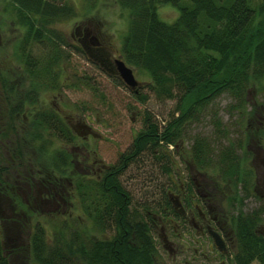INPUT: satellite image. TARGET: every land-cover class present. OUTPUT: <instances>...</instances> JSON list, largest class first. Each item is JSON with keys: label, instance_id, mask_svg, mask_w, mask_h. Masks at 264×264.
<instances>
[{"label": "trees", "instance_id": "1", "mask_svg": "<svg viewBox=\"0 0 264 264\" xmlns=\"http://www.w3.org/2000/svg\"><path fill=\"white\" fill-rule=\"evenodd\" d=\"M62 1L11 0L17 20L26 29L21 43L46 42L45 46H50L41 58L23 46L18 51V64L25 65L28 83L21 95L29 103L35 102L42 89L57 88L59 63L64 57L61 46L68 43L48 27L72 14L71 7ZM116 2L128 13L120 47L122 59L148 74L147 86L156 99L176 97V109L163 125L145 110L143 127L131 147L119 155L101 178L75 176V195L84 215L73 220L63 217L50 235L45 225L36 220L29 234V246L25 247L7 244L9 223L0 215V264H157L154 218L147 211H155L158 202L143 200L135 204L120 175L144 151L163 158V152L156 154L159 146L172 144L176 153L184 152L176 150L183 124L221 93L233 96L240 107L246 103V87L252 85L264 101V0ZM165 3L179 11L173 22H164L158 16V7ZM7 83V78L0 77V140L7 138L8 130L16 129L13 116L17 109L6 100L13 95V86ZM134 96L140 102L147 98L142 93ZM189 99H193L192 104L186 107ZM254 111L249 110V116ZM213 118L216 131L223 132L216 113ZM14 130L12 135L16 136ZM65 130L63 121L51 110L42 114L36 111L29 117L23 138L19 136L15 141L13 153L22 157L27 143L35 147L38 158L50 165L45 167L67 175L68 153L62 147L49 151L51 139L47 136L69 141L72 137ZM255 130L256 135L264 136V120ZM241 147L229 142L214 150L206 137L195 136L184 157L200 168H216L224 181L245 189L248 182L243 179L245 173L237 152ZM39 169H44L43 163ZM6 171L0 162V195ZM263 214L264 206H259L234 216L237 246L233 264H264V234L256 230ZM21 257L27 260H19Z\"/></svg>", "mask_w": 264, "mask_h": 264}, {"label": "rangeland", "instance_id": "2", "mask_svg": "<svg viewBox=\"0 0 264 264\" xmlns=\"http://www.w3.org/2000/svg\"><path fill=\"white\" fill-rule=\"evenodd\" d=\"M62 2L71 7L72 14L56 20L48 27L60 34L68 43L61 46V52L64 54L59 63L61 74L57 88L42 89L39 99L43 102V107L53 106L59 113L68 116V120L70 118L71 121H76L84 119L83 116L87 117L86 122L98 133L88 139L75 137L68 144L72 147L70 149L73 151L74 161L78 162L76 164L78 169L75 168L74 171L81 173L85 171L82 165L86 166L85 162L93 157L97 163L101 161L109 165L115 164L119 155L131 147L136 133L143 127L144 111H149L158 124L163 125V121L166 124L176 109L177 98L156 99L147 86L148 74L131 66L136 79L141 84L137 93L147 96L144 102H140L135 98V93L119 78L107 75L75 47L78 44L71 37L74 26L87 22L91 32L101 38L103 44L108 46L107 49L121 53V40L127 30L128 13L117 4L116 0H63ZM13 10L11 0H0V77L7 78V85L13 86V96L19 99L23 96L21 94H24L25 85L28 83L26 78L15 77L14 74L19 70L18 66L22 65L18 64V51H21L23 46L24 50L27 49L33 56L41 58L46 55L50 46H45L46 42L21 43L25 36V27L19 23ZM157 13L161 20L170 23L175 20L179 11L172 4L165 3L158 7ZM245 91L246 103L240 107L236 105L233 96L223 92L187 120L182 126L180 138L177 139L179 152H184L176 153L170 146H159V152L156 154L161 155L163 152L165 154L163 158H156L144 151L127 167L119 179L131 193L135 204L143 200L155 204L160 201V189L165 187V183L176 178L184 180V178L193 176L195 181L202 184L204 188L207 186L208 192L215 194L216 198L222 202V206L229 213V222L232 227H234L233 218L236 214H247L259 206H264V136L256 135L255 130L257 126L263 124L264 101L256 87L249 85ZM192 101L193 99L187 100L186 107L192 104ZM249 110H255L252 116H249ZM213 113L217 114L222 124L223 132L221 133L215 129ZM174 114L176 116V113ZM23 120L27 127V120L24 117ZM23 129H20L22 132L17 130L16 136L8 135L10 139L8 141L6 138L0 140V162L4 166L7 165V173L10 174L12 180L19 174V179L23 181V173L29 163L36 168H39L41 163L44 169L48 168L45 164L50 166L44 159L38 158L35 147L27 146V143L26 147L23 146L22 157L12 153V149L16 148L15 141L19 136H23L25 131ZM47 136L51 139L49 151L54 152L67 145L66 140L61 137ZM195 136L206 137L214 150L229 142L242 145L241 148H237V152L241 158L243 173H245L243 179L245 178L248 182L245 189L241 185L234 187L232 183L224 181L216 168H200L184 157L185 151L190 148ZM9 150H11L10 153ZM86 152H89L91 158L84 159L88 157ZM22 181H18L19 184L28 189ZM58 195L64 199V202H61L57 196L54 201H58L56 204L58 207L53 206V211L45 209L50 208L54 202L47 201L45 204L49 207L42 206L38 200L33 203L35 210L32 213L36 215L31 217V221L42 222L48 235L63 217H72L73 220L84 215L82 210H79L80 206L74 195H61L60 192ZM2 202L3 197L0 195V203ZM18 220L20 231H15L16 228L8 225L11 241L7 244L14 247L29 246L30 231L26 230L23 225L27 224L30 218L21 217ZM256 230L264 234V214L258 221ZM153 231L158 250L157 264H183L180 262V257L177 256L175 260H172L168 256L158 236L159 224L153 228ZM170 239L178 244L179 240ZM233 250L235 251V247ZM19 260L27 259L21 257Z\"/></svg>", "mask_w": 264, "mask_h": 264}, {"label": "flooded vegetation", "instance_id": "3", "mask_svg": "<svg viewBox=\"0 0 264 264\" xmlns=\"http://www.w3.org/2000/svg\"><path fill=\"white\" fill-rule=\"evenodd\" d=\"M71 37L78 44V46H73L84 53L89 60L91 59L94 64L110 77H117L123 82L116 64L117 59H122L121 54L112 52L113 49H107L108 46L103 44L101 38L91 32L89 23L76 24ZM18 67L19 70L14 73L15 77L25 78V65H19ZM132 91L137 92L136 89ZM13 92L12 90V94ZM12 96L6 100L12 107L17 109L13 116L14 126L16 127L13 130L16 133L17 130L22 132L20 129L23 128L26 131V123L23 117L28 122L32 113L37 111L42 114L44 110H51L54 115L63 121L65 131L72 137L69 141H65L67 145L62 146V149L64 148L68 153L67 175L60 174L51 168L39 169L29 163V166L26 167L23 173L24 180L19 179V174L12 180L10 179V174L7 173L8 167L7 165L5 166L7 171L4 174L5 183L3 184V202L0 203V215L9 223L7 225L16 228L15 231L19 230L18 219L21 217L30 218L28 222L30 225L27 223L23 227L31 232L35 223L31 221V217L36 215L32 213L35 210L33 203L38 200L45 207L47 201L54 202L50 208L45 209L53 211L54 208L58 207H56L58 201H54L57 196L61 202H64V199L60 198L58 192L61 195H74L77 199L74 189L75 176H82L87 179H99L111 165L102 163L101 161L97 163V160L94 157L91 158L89 152H86V156L88 157H84V159L91 158V160L85 162L86 166L82 165L85 171L81 173L74 171L75 168L78 169V166H76L78 162L74 161L73 151L70 149L72 147L68 144L75 137L88 139L98 135L86 122L88 118L83 116L84 119L82 120L71 121L70 118L68 120V116L59 113L53 106L48 105L43 107V102L39 99L40 97H37L34 103H29L28 99L24 98V96L19 99ZM25 109L27 110L26 112ZM13 130H8L7 141L10 140L8 135L12 134ZM15 149H12V153L15 152ZM178 149L177 146L176 150ZM10 152L11 150H9ZM15 155L18 156L17 154ZM92 173L94 175H91ZM18 181H22L28 189L23 188ZM206 188L207 186L204 188L202 184L195 181L193 176L184 178V180L182 178L173 179L165 183V187L160 189V201L156 204L159 211L156 209V211L149 210L147 212L154 218L153 228L157 227L158 224L160 225L159 239H162V245L172 260H175L178 256L181 259L180 262L183 264H233L232 260L237 246L235 227L230 225L229 213L222 206V202L216 198L215 194L208 192ZM53 206L55 207L52 208ZM10 226L6 228V241L9 243L11 241V237L8 234ZM170 238L179 240L178 244ZM234 247L235 251L233 250Z\"/></svg>", "mask_w": 264, "mask_h": 264}, {"label": "water", "instance_id": "4", "mask_svg": "<svg viewBox=\"0 0 264 264\" xmlns=\"http://www.w3.org/2000/svg\"><path fill=\"white\" fill-rule=\"evenodd\" d=\"M116 64H117L119 75L122 81L124 82V84L128 86L130 89H136L137 91L139 82L134 76L133 69L130 66H127L126 63L121 59H117Z\"/></svg>", "mask_w": 264, "mask_h": 264}]
</instances>
